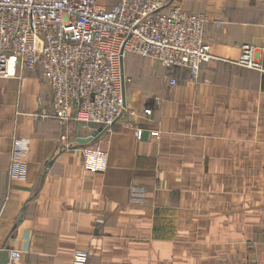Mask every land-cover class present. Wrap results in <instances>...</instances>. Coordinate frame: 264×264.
I'll use <instances>...</instances> for the list:
<instances>
[{
  "label": "crops",
  "instance_id": "1",
  "mask_svg": "<svg viewBox=\"0 0 264 264\" xmlns=\"http://www.w3.org/2000/svg\"><path fill=\"white\" fill-rule=\"evenodd\" d=\"M181 4L207 16L206 41L219 59L194 80L185 68L126 56L124 113L89 143L108 152L104 172L84 166L77 141L88 130L35 118L53 114L40 69L0 78V251L9 250L8 264H72L78 249L87 264L264 262V74L235 64L249 44L264 67V0ZM16 139L23 177L10 173ZM134 184L147 189L141 204L130 202Z\"/></svg>",
  "mask_w": 264,
  "mask_h": 264
},
{
  "label": "built area",
  "instance_id": "2",
  "mask_svg": "<svg viewBox=\"0 0 264 264\" xmlns=\"http://www.w3.org/2000/svg\"><path fill=\"white\" fill-rule=\"evenodd\" d=\"M207 24L205 14L187 12L181 0H117L110 9L98 0H0V78L40 69L53 92V114L43 111L35 118L73 121L93 137L124 113L130 81L123 69L126 56L150 58L168 69L185 68L195 80L203 65L219 59L206 41ZM241 50L235 64L264 74L255 48L244 44ZM177 83L170 78V86ZM78 150L88 171L108 167V152L99 143ZM24 151L16 139L12 176L25 175ZM146 196L144 186L130 187L131 203L141 204ZM88 259V252L78 249L72 264H87Z\"/></svg>",
  "mask_w": 264,
  "mask_h": 264
},
{
  "label": "water",
  "instance_id": "3",
  "mask_svg": "<svg viewBox=\"0 0 264 264\" xmlns=\"http://www.w3.org/2000/svg\"><path fill=\"white\" fill-rule=\"evenodd\" d=\"M107 131V128L101 130L100 132L96 133L93 137H87V138H80L78 139V143L80 145H86L91 142H96L98 138ZM10 262V253L8 249H3L0 251V264H8Z\"/></svg>",
  "mask_w": 264,
  "mask_h": 264
},
{
  "label": "rangeland",
  "instance_id": "4",
  "mask_svg": "<svg viewBox=\"0 0 264 264\" xmlns=\"http://www.w3.org/2000/svg\"><path fill=\"white\" fill-rule=\"evenodd\" d=\"M100 2H102L103 0H99ZM115 2L113 3V2H111V3H113V4H109V5H107V3H104L105 4V6L108 8V7H112L111 5H114L115 3H117V0H114ZM103 3V2H102Z\"/></svg>",
  "mask_w": 264,
  "mask_h": 264
}]
</instances>
